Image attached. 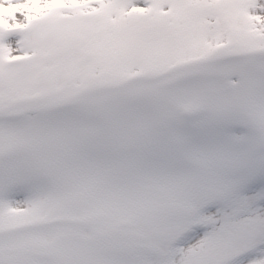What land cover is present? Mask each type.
I'll return each instance as SVG.
<instances>
[{
  "label": "rangeland",
  "instance_id": "374dc122",
  "mask_svg": "<svg viewBox=\"0 0 264 264\" xmlns=\"http://www.w3.org/2000/svg\"><path fill=\"white\" fill-rule=\"evenodd\" d=\"M257 49L264 0H0V109ZM203 69L0 115V264H264V55Z\"/></svg>",
  "mask_w": 264,
  "mask_h": 264
},
{
  "label": "water",
  "instance_id": "95a60500",
  "mask_svg": "<svg viewBox=\"0 0 264 264\" xmlns=\"http://www.w3.org/2000/svg\"><path fill=\"white\" fill-rule=\"evenodd\" d=\"M248 54H264V51H253V52H249ZM192 66H194V64H186V65H183V67L182 68H189V67H192ZM136 78H138V76H134L131 80H134V79H136ZM130 81V80H129ZM129 81H127V82H129ZM26 103H29V102H26ZM19 103H17L16 105H18ZM31 105H32V103H30ZM15 105V106H16ZM34 105V104H33ZM38 106H40V105H38Z\"/></svg>",
  "mask_w": 264,
  "mask_h": 264
}]
</instances>
